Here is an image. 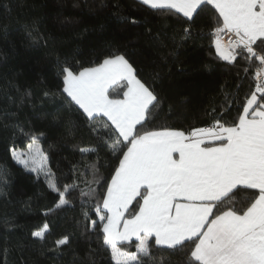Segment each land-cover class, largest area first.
Instances as JSON below:
<instances>
[{
  "label": "snow or ice",
  "instance_id": "obj_1",
  "mask_svg": "<svg viewBox=\"0 0 264 264\" xmlns=\"http://www.w3.org/2000/svg\"><path fill=\"white\" fill-rule=\"evenodd\" d=\"M136 4L182 16L180 47L192 38L200 13L214 9L218 15L210 38L217 55L229 64H235L237 56L258 61L255 90L231 123L224 115L226 104L219 112L213 108L209 113L211 126L188 132L167 127L149 130L147 124L162 104L157 81L162 82L165 74L155 72L149 85L118 52L96 66L76 70L68 59L57 56L61 85L44 96L50 100L62 96L64 107L84 118L90 128L104 121L108 134L98 137V144L101 150L107 145L118 160L114 175L110 182L104 181L105 190L93 205L98 220L83 212L84 231L102 233L97 239L110 250L115 264H163L152 252L157 246L171 250L168 264H264V0H136ZM113 6L119 8L118 3ZM26 32L30 46L47 44L35 25L26 27ZM224 36L229 37L226 44ZM155 39L162 43L159 34ZM116 84L125 90L113 97L110 89ZM39 136L30 137L27 152L12 148V158L37 173V179L44 174L48 187L58 194L55 209L71 208L70 194L78 185L73 181L61 187L51 179ZM80 151L96 152L98 158L89 165L95 177L105 166L99 151ZM7 184V176H0V192ZM80 196L97 199L92 188L80 190ZM49 232L45 223L32 236L44 243ZM133 240L136 252L122 249ZM69 244L67 235L54 242L56 249Z\"/></svg>",
  "mask_w": 264,
  "mask_h": 264
},
{
  "label": "trees",
  "instance_id": "obj_2",
  "mask_svg": "<svg viewBox=\"0 0 264 264\" xmlns=\"http://www.w3.org/2000/svg\"><path fill=\"white\" fill-rule=\"evenodd\" d=\"M217 15L214 9L200 13L192 38L180 47L184 18L153 12L136 0H0V176L8 179L0 192V264H115L110 250L97 239L102 233L84 231L83 212L98 220L93 205L118 160L107 145L101 150L98 144V137L108 134L104 121L90 128L84 118L64 107L62 96L51 100L44 96L61 85L57 56L68 59L76 70L96 66L118 52L149 85L155 72L165 74L162 82L157 81L162 104L147 124L149 130L167 127L188 132L205 127L213 123L212 109L219 112L226 104L224 115L231 123L255 90L259 62L237 56L236 63L229 64L217 55L210 38ZM132 19L138 23H130ZM33 25L46 38V45L30 46L26 27ZM158 34L162 43L155 39ZM124 90L120 84L113 85L110 95L117 97ZM32 135L39 136L56 184L62 187L75 181L78 185L70 194L73 207L55 209L58 194L48 187L44 174L37 179V173L12 158L11 149H26ZM80 148L99 151L105 166L95 177L89 165L98 158L96 152ZM89 188L95 190L96 200L80 196V190ZM45 223L50 232L41 243L32 233ZM65 235L70 244L56 249L55 240ZM136 243L121 247L134 253ZM170 251L152 249L163 264H168Z\"/></svg>",
  "mask_w": 264,
  "mask_h": 264
},
{
  "label": "rangeland",
  "instance_id": "obj_3",
  "mask_svg": "<svg viewBox=\"0 0 264 264\" xmlns=\"http://www.w3.org/2000/svg\"><path fill=\"white\" fill-rule=\"evenodd\" d=\"M226 44V43H225ZM27 148L26 149H24V150H18V151H23V152H27ZM37 163L38 164H40L41 163V161H37ZM44 163V166L46 167V168H48V159H47V161L46 162H43ZM21 165V164H20ZM21 166H23V165H21ZM51 179H53L54 180V178H53V176L51 177Z\"/></svg>",
  "mask_w": 264,
  "mask_h": 264
},
{
  "label": "built area",
  "instance_id": "obj_4",
  "mask_svg": "<svg viewBox=\"0 0 264 264\" xmlns=\"http://www.w3.org/2000/svg\"><path fill=\"white\" fill-rule=\"evenodd\" d=\"M229 40L228 36H224V43H227V41ZM211 126V124L206 125L205 127Z\"/></svg>",
  "mask_w": 264,
  "mask_h": 264
}]
</instances>
